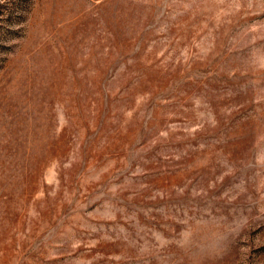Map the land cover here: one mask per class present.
Here are the masks:
<instances>
[{
	"label": "rangeland",
	"instance_id": "374dc122",
	"mask_svg": "<svg viewBox=\"0 0 264 264\" xmlns=\"http://www.w3.org/2000/svg\"><path fill=\"white\" fill-rule=\"evenodd\" d=\"M13 3L0 264H264V0Z\"/></svg>",
	"mask_w": 264,
	"mask_h": 264
},
{
	"label": "trees",
	"instance_id": "16d2710c",
	"mask_svg": "<svg viewBox=\"0 0 264 264\" xmlns=\"http://www.w3.org/2000/svg\"><path fill=\"white\" fill-rule=\"evenodd\" d=\"M25 4H26V0H14L13 6H11V8L8 7V12L12 11V14H14V12L16 11L17 15H14L15 18L17 19L20 18V14H23V12L25 10H22L23 8H25Z\"/></svg>",
	"mask_w": 264,
	"mask_h": 264
}]
</instances>
